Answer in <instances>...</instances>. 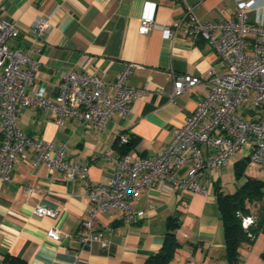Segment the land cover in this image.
<instances>
[{"label":"crops","instance_id":"obj_1","mask_svg":"<svg viewBox=\"0 0 264 264\" xmlns=\"http://www.w3.org/2000/svg\"><path fill=\"white\" fill-rule=\"evenodd\" d=\"M188 10L201 23L222 22L235 14L236 3L0 0V19L20 30L11 45L31 52L38 63L35 85L45 88L47 98L57 93L60 74L71 71L96 74L113 96L111 85L128 63L137 68L126 85L146 91L132 101L126 117L114 115L100 131H87L76 119H67L58 126L40 108L28 107L17 113L22 132L42 142L65 146L68 162L88 163L89 171L88 179L70 181L43 164L31 167L34 153L30 150L16 159L10 180L0 179V264H143L162 247L171 218L179 224L175 237L180 248L168 264H229L224 257L223 229L214 190L219 186L226 193L220 181L227 165L204 173L201 181L213 185L208 196L158 182L130 200L134 211L146 212L144 218L127 223L118 210L98 213L92 229L109 240L108 249L97 242L87 246L79 242L85 233L83 224L89 219L88 185L108 183L113 163L107 158L119 157L114 143L120 137L134 140L128 150L131 158H148L162 151L174 130L207 96L209 69L220 71L214 48L202 38L184 32L189 25ZM39 17L48 20V27L40 36L31 30ZM144 17H151L158 27L180 28L173 36L157 28L139 34ZM247 17L251 23L264 25V0H256V8ZM183 74L198 77L201 82L171 96L173 77ZM236 154L241 156L239 160L244 158L242 153ZM28 188L32 190L30 194L26 192ZM37 205L55 211V216L36 217L33 209ZM50 228L60 231L59 240L47 236ZM262 237L264 234L256 240L260 238L264 243ZM247 249L250 248L244 246L239 250L238 264H250L254 255Z\"/></svg>","mask_w":264,"mask_h":264},{"label":"built area","instance_id":"obj_2","mask_svg":"<svg viewBox=\"0 0 264 264\" xmlns=\"http://www.w3.org/2000/svg\"><path fill=\"white\" fill-rule=\"evenodd\" d=\"M235 14L222 22L201 23L188 10L189 25L185 33L200 37L214 48L220 71L211 67L207 73V96L200 100L184 124L174 130L165 148L152 157L119 156L112 160L111 177L106 184H89L86 194L90 203L89 219L80 235L82 246L94 242L108 249L109 240L93 232L92 223L98 213L118 210L127 223L146 216L134 211L130 200L140 190L152 189L165 182L176 190H189L208 196L212 183L202 182L205 172L218 170L230 162L234 153H242L248 162L264 166V25L251 23L247 14L256 8V0H235ZM48 27V20L37 18L32 32L38 36ZM158 27L151 17L141 19L139 34L150 29L162 30L173 36L180 28ZM20 30L11 22L0 19V179L10 180L16 159L26 150L32 151L31 167L43 164L57 171L65 180L88 179L89 164L67 160L65 146H55L30 138L18 126L17 113L28 107L46 110L58 126L67 119H76L87 131H100L114 116L126 117L132 101L145 93L144 88L126 85L137 65L128 63L111 86L96 74L66 72L60 74L57 93L47 98L45 88L35 85L38 63L30 51L11 45ZM198 77L175 75L171 96H178L199 84ZM120 137L121 143H126ZM32 192L30 188L26 190ZM36 217L55 216V211L37 205ZM252 222L242 220L243 228ZM60 231L50 228L47 236L55 241Z\"/></svg>","mask_w":264,"mask_h":264},{"label":"trees","instance_id":"obj_3","mask_svg":"<svg viewBox=\"0 0 264 264\" xmlns=\"http://www.w3.org/2000/svg\"><path fill=\"white\" fill-rule=\"evenodd\" d=\"M134 145L131 138L126 143L118 139L114 148L119 156L128 155V150ZM248 166L246 157L234 164V176L239 180L245 174ZM219 219L222 223L225 259L229 264H238L239 250L251 247L258 235L264 234V180L246 178V180L232 193H223L219 186L214 188ZM251 218L252 222L243 228L242 220ZM179 228L178 222L171 218L168 222V231L165 235L160 250L149 257L143 264H168L174 258L180 248L175 237V231ZM264 257V253L262 254Z\"/></svg>","mask_w":264,"mask_h":264},{"label":"rangeland","instance_id":"obj_4","mask_svg":"<svg viewBox=\"0 0 264 264\" xmlns=\"http://www.w3.org/2000/svg\"><path fill=\"white\" fill-rule=\"evenodd\" d=\"M241 156L234 153L230 157V163L227 165V169L225 172L223 171L221 174L220 185L223 186L226 193L234 192L245 180L246 178H257L264 180V166H261L256 163L248 162V166L246 168L245 174L239 180L235 179L234 171L232 169V165L234 162ZM260 239V238H259ZM256 240V242L249 247L250 249L247 251L254 255L253 259H250V264H264V257L262 254L264 253V243L262 240ZM264 239V237H262Z\"/></svg>","mask_w":264,"mask_h":264}]
</instances>
